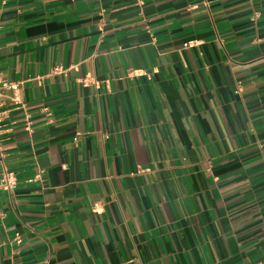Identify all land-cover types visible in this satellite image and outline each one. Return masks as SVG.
I'll list each match as a JSON object with an SVG mask.
<instances>
[{
	"label": "crops",
	"instance_id": "0c3cea01",
	"mask_svg": "<svg viewBox=\"0 0 264 264\" xmlns=\"http://www.w3.org/2000/svg\"><path fill=\"white\" fill-rule=\"evenodd\" d=\"M0 75V264H264V0H0Z\"/></svg>",
	"mask_w": 264,
	"mask_h": 264
},
{
	"label": "built area",
	"instance_id": "2783aa9c",
	"mask_svg": "<svg viewBox=\"0 0 264 264\" xmlns=\"http://www.w3.org/2000/svg\"><path fill=\"white\" fill-rule=\"evenodd\" d=\"M137 73L139 76L146 75L142 72ZM39 81L41 82L42 78H40ZM24 83L25 82L23 81H11L0 75V137L2 134L10 130V127L13 124L12 113L24 110V104L22 101ZM28 117V115H25V122H28ZM1 182L7 188L13 187V174L4 172L1 177Z\"/></svg>",
	"mask_w": 264,
	"mask_h": 264
}]
</instances>
